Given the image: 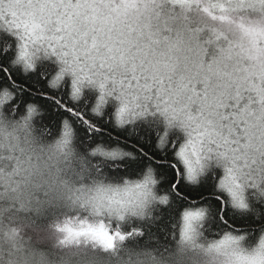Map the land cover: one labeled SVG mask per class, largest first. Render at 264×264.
Instances as JSON below:
<instances>
[{"label": "snow or ice", "instance_id": "snow-or-ice-1", "mask_svg": "<svg viewBox=\"0 0 264 264\" xmlns=\"http://www.w3.org/2000/svg\"><path fill=\"white\" fill-rule=\"evenodd\" d=\"M168 2L185 27L156 0H0V109L93 160L67 240L162 259L200 239L223 264H264V0ZM68 76L74 99L99 89L97 115L114 98L117 126L143 120L151 148L111 147L58 94Z\"/></svg>", "mask_w": 264, "mask_h": 264}, {"label": "clouds", "instance_id": "clouds-1", "mask_svg": "<svg viewBox=\"0 0 264 264\" xmlns=\"http://www.w3.org/2000/svg\"><path fill=\"white\" fill-rule=\"evenodd\" d=\"M156 8L161 23L186 26L185 13L168 0H156ZM190 15L191 23L201 22ZM94 176V162L74 136L68 143L44 136L0 109V264H223V256L200 239L196 247L177 239L162 259L146 256L151 249L129 252L118 245L111 252L83 237L67 240L66 217L84 200V186Z\"/></svg>", "mask_w": 264, "mask_h": 264}, {"label": "trees", "instance_id": "trees-1", "mask_svg": "<svg viewBox=\"0 0 264 264\" xmlns=\"http://www.w3.org/2000/svg\"><path fill=\"white\" fill-rule=\"evenodd\" d=\"M71 76L66 77L67 86L60 90L58 93L62 95L67 103L77 108L78 111H83L90 119L99 123L102 127L108 131L105 134L104 139L108 141L111 147L122 149L125 152H137L139 149L143 148L148 150L151 148V143L145 138L143 133L144 121L138 122L136 124L127 125L124 127H119L115 123L114 114L116 112V107L118 105L114 101V98H110L109 102L105 108L103 115H97L92 109L96 105L95 92L86 91L83 96L79 99H74L71 95ZM37 87L40 86L39 83L36 84ZM86 87L83 89L85 90ZM55 91V90H53ZM158 119V118H151ZM59 215V214H58ZM157 229H153L156 231ZM94 247H100L95 245Z\"/></svg>", "mask_w": 264, "mask_h": 264}, {"label": "bare ground", "instance_id": "bare-ground-1", "mask_svg": "<svg viewBox=\"0 0 264 264\" xmlns=\"http://www.w3.org/2000/svg\"><path fill=\"white\" fill-rule=\"evenodd\" d=\"M86 91H94V92H95V99H96V102L98 101L99 96L101 95V93H100V91H99V89H98L97 87L92 86V85H88V86H86L85 90L82 89V92H81V95H80V96H83V95L86 93ZM109 99H110V98H109ZM114 101H115L116 104L118 105V101H116L115 99H114ZM108 103H111V102H108ZM117 108H118V107H116V110H117ZM150 119H151V118H150ZM141 121H143V120H141ZM141 121H137V122H135L134 124H136V123H138V122H141Z\"/></svg>", "mask_w": 264, "mask_h": 264}]
</instances>
